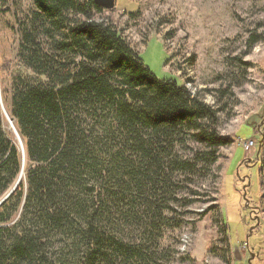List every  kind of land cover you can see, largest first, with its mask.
I'll return each instance as SVG.
<instances>
[{
    "label": "trees",
    "instance_id": "16d2710c",
    "mask_svg": "<svg viewBox=\"0 0 264 264\" xmlns=\"http://www.w3.org/2000/svg\"><path fill=\"white\" fill-rule=\"evenodd\" d=\"M34 3L18 28L26 70L11 84L31 164L0 205V264H157L143 243L121 236L119 221L145 233L171 225L172 172L191 165L172 154V141L193 126L213 147L230 144L218 109L177 79H159L112 19L95 18L104 8L94 0ZM14 139L0 106V199L22 170Z\"/></svg>",
    "mask_w": 264,
    "mask_h": 264
},
{
    "label": "rangeland",
    "instance_id": "374dc122",
    "mask_svg": "<svg viewBox=\"0 0 264 264\" xmlns=\"http://www.w3.org/2000/svg\"><path fill=\"white\" fill-rule=\"evenodd\" d=\"M36 11L34 0L0 2V66L6 67L0 68V89L14 124L12 76L26 70L18 28ZM95 18L112 19L159 79H177L218 109V131L232 139L217 148L200 140L195 134L200 129L193 126L177 133L172 154L191 165L172 172L174 186L165 201L171 225L145 233L121 220V236L143 243L157 264H240L236 247L246 258L249 245L259 244L262 256L253 264H264V0H116L115 9L98 11ZM38 35L50 47L51 39ZM1 111L5 130L17 142ZM248 142L252 145L246 149ZM24 164L26 174L27 157ZM247 179L249 203L259 209L258 225L243 197Z\"/></svg>",
    "mask_w": 264,
    "mask_h": 264
},
{
    "label": "water",
    "instance_id": "95a60500",
    "mask_svg": "<svg viewBox=\"0 0 264 264\" xmlns=\"http://www.w3.org/2000/svg\"><path fill=\"white\" fill-rule=\"evenodd\" d=\"M94 2L98 5V6H100V7H102V8H104V9H106V10H112V9H114L115 7H116V0H94ZM0 104H1V108L4 110V108H3V101H2V97H1V89H0ZM6 117H7V119H8V121L11 123V125L13 124V119L10 117V116H8V115H6ZM13 127H14V125H13ZM14 131H15V133H16V136L19 138V140H20V142L21 143H23V141H22V138H21V136H20V133L18 132V130L14 127ZM18 144V143H17ZM18 146H19V144H18ZM24 146H22V147H20L19 146V149H20V151H21V153H22V162H23V164L25 163V157H26V153H25V148H23ZM237 176H238V178H239V173H237ZM242 180H245V177H242L241 178ZM20 180H21V174H20V176L18 177V179H17V181H16V183L13 185V187L0 199V205L13 193V191L16 189V187L19 185V183H20ZM250 182H248V184H249ZM243 189H244V193H243V197H244V199L246 200V206L247 207H250V203H249V199H248V197H247V191H246V186H244L243 187ZM253 229H254V226L251 228V232L253 231ZM248 237V236H247ZM244 259V257L242 256V254L240 253V250L236 247V249H235V261L236 262H239V261H242ZM248 261V264H251V258L250 259H248L247 260Z\"/></svg>",
    "mask_w": 264,
    "mask_h": 264
},
{
    "label": "flooded vegetation",
    "instance_id": "af4514ba",
    "mask_svg": "<svg viewBox=\"0 0 264 264\" xmlns=\"http://www.w3.org/2000/svg\"><path fill=\"white\" fill-rule=\"evenodd\" d=\"M243 177H245V176H243ZM245 178H247V176L245 177ZM248 182H249V179H247V182H245L244 181V183H243V185H242V188H243V186H246V190H248V188H249V186H250V183L248 184ZM248 192V191H247ZM257 206L258 205H256V204H250V210H252V212H254L252 215H253V217H254V219H255V221H256V223H257V225L260 223L259 221V214L257 215V214H255V212H257V211H259V209H257ZM254 226V225H253ZM254 242H256V241H254ZM250 243V242H249ZM260 245V244H259ZM259 245H258V247L257 246H255V245H252V246H250L249 245V247H250V250H249V255L246 257V258H244L241 262H240V264H248V259H250L251 258V264H253L254 263V261L255 260H257V261H259L260 259L259 258H261V250H260V248H259ZM252 247V248H251Z\"/></svg>",
    "mask_w": 264,
    "mask_h": 264
},
{
    "label": "bare ground",
    "instance_id": "6f19581e",
    "mask_svg": "<svg viewBox=\"0 0 264 264\" xmlns=\"http://www.w3.org/2000/svg\"><path fill=\"white\" fill-rule=\"evenodd\" d=\"M3 108H4V113H5V115H8V116H10V114H9V111L7 110V108L5 107V105L3 104ZM11 117V116H10ZM9 122V121H8ZM13 125H14V127L16 128V126H15V124H14V122H13V124L11 125V123L9 122V127H10V129L15 133V131H14V127H13ZM15 135H16V133H15ZM17 137V136H16ZM17 139H18V141H19V146L20 147H22V146H24L23 145V143H21L20 142V140H19V138L17 137ZM24 148V147H23ZM21 179H23V176L25 175V164H24V167L22 168V170H21Z\"/></svg>",
    "mask_w": 264,
    "mask_h": 264
},
{
    "label": "built area",
    "instance_id": "2783aa9c",
    "mask_svg": "<svg viewBox=\"0 0 264 264\" xmlns=\"http://www.w3.org/2000/svg\"><path fill=\"white\" fill-rule=\"evenodd\" d=\"M252 145V142H248L245 144V148L248 149Z\"/></svg>",
    "mask_w": 264,
    "mask_h": 264
}]
</instances>
